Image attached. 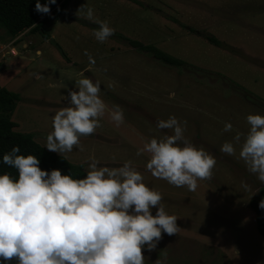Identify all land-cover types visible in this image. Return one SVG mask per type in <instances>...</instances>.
I'll return each mask as SVG.
<instances>
[{
    "label": "rangeland",
    "instance_id": "1",
    "mask_svg": "<svg viewBox=\"0 0 264 264\" xmlns=\"http://www.w3.org/2000/svg\"><path fill=\"white\" fill-rule=\"evenodd\" d=\"M84 4L93 20L75 14ZM95 19L115 29L103 43L93 36ZM43 28L48 37L25 30L9 39L0 29V87L20 95L11 115L15 130L32 133L44 146L52 115L87 70L84 75L100 81L105 104L119 105L125 121L116 127L106 112L101 127L81 137L84 150L63 156L80 165L89 157L109 166L131 160L144 182L161 192L180 229L162 232L154 250L142 248L145 264L157 258L163 264H264V237L249 206L264 186L238 155L219 151L233 135L222 131L224 122L245 132L247 114H264V0H69ZM129 40L184 64H163ZM169 115L186 121L184 135L216 158L212 177L198 181L194 192L152 177L144 169L147 154L136 155L147 138L170 134L156 128Z\"/></svg>",
    "mask_w": 264,
    "mask_h": 264
},
{
    "label": "clouds",
    "instance_id": "2",
    "mask_svg": "<svg viewBox=\"0 0 264 264\" xmlns=\"http://www.w3.org/2000/svg\"><path fill=\"white\" fill-rule=\"evenodd\" d=\"M56 2L35 0L34 10L47 14ZM77 13L93 20L94 11L86 4ZM94 23L93 36L100 43L115 32L105 20ZM88 61L95 64L90 55ZM84 72L67 90V103L54 112L45 136L44 148L59 156L83 151L81 137L94 134L106 112L116 127L125 121L119 105L108 108L101 98L100 81ZM174 95L170 92L169 98ZM245 119V132L224 122L222 131L233 135L219 151L238 155L247 172L264 186V114L249 113ZM186 124L174 115L157 120L156 128L169 129L170 134L147 138L136 155L147 154L144 169L152 177L194 192L198 181L212 177L216 158L184 135ZM18 153L20 147L13 145L0 157L17 173H0V264L12 260L16 264H145L142 248L152 251L162 232L171 236L180 229L178 217L165 210L161 192L144 182L131 160L109 166L89 157L82 165L85 175L78 178L60 169L43 170L36 155ZM242 186L247 190V184ZM258 208L264 218V196ZM154 264L163 261L157 258Z\"/></svg>",
    "mask_w": 264,
    "mask_h": 264
},
{
    "label": "trees",
    "instance_id": "3",
    "mask_svg": "<svg viewBox=\"0 0 264 264\" xmlns=\"http://www.w3.org/2000/svg\"><path fill=\"white\" fill-rule=\"evenodd\" d=\"M69 0H57L55 5H50V12L40 14L34 10L35 0H0V29L9 39L15 38L21 32L39 31L48 37L43 28L45 18L58 19L66 10ZM43 4L45 0H40ZM59 9V10H58ZM42 18L43 16H45ZM42 18V19H41ZM131 46L146 52L156 60L171 67H180L184 62L177 57L162 51L153 45H145L136 40H129ZM20 95L5 87H0V157L9 151L13 145L20 147L22 155H36L40 161L39 167L43 170L60 169L62 174L71 172L74 177L83 178L85 173L82 165L69 161L65 156L51 152L35 141L32 133L15 130L16 123L11 119L12 111ZM9 172L16 176V170L0 162V173ZM255 198L249 201L250 208L254 211L258 233L264 237V218L262 210L258 208V201L264 196V187L259 188Z\"/></svg>",
    "mask_w": 264,
    "mask_h": 264
}]
</instances>
